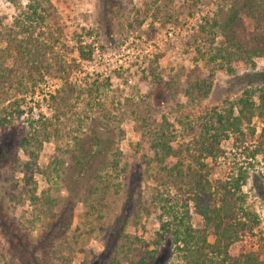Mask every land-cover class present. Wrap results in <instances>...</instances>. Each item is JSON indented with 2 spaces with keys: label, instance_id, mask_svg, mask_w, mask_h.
Here are the masks:
<instances>
[{
  "label": "rangeland",
  "instance_id": "rangeland-1",
  "mask_svg": "<svg viewBox=\"0 0 264 264\" xmlns=\"http://www.w3.org/2000/svg\"><path fill=\"white\" fill-rule=\"evenodd\" d=\"M227 2L0 0V47L8 38L20 42L24 28L33 27L41 38L51 30L57 42L42 78L17 76L0 92V208L21 239L34 243L75 187L69 228L48 264H139L146 249L160 253L172 239L170 213L191 211L192 203L163 184L148 161L149 139L163 129L173 144L190 141L219 126V114L230 108L237 116L241 98L257 108L242 119L248 150L234 134L221 139L224 153L209 178H240L243 205L257 218L242 244L264 258V152H252L264 148V57L245 63L215 57L221 36L212 22ZM198 9L203 23L190 31L188 18ZM94 130L112 163L113 186L101 198L88 194L101 183L75 181V161L89 149ZM119 228L124 237L117 251L104 255ZM180 255L172 249L163 264H182ZM0 264H21L1 225Z\"/></svg>",
  "mask_w": 264,
  "mask_h": 264
},
{
  "label": "trees",
  "instance_id": "trees-1",
  "mask_svg": "<svg viewBox=\"0 0 264 264\" xmlns=\"http://www.w3.org/2000/svg\"><path fill=\"white\" fill-rule=\"evenodd\" d=\"M35 12L32 9L27 16L30 23L36 20L33 16ZM37 19L45 21L43 17ZM212 26L217 27L221 36L220 45L215 51L216 58L230 63H245L255 57H264V0H228ZM23 34L25 36L20 42L15 44L12 38H8L9 44L0 47V92L6 86H11L17 76L27 75L32 80V74L38 73V78H42L41 69L51 64L55 54L57 42L51 30L44 33V38L36 34L34 27L24 28ZM90 52L83 51L82 58H87ZM57 64L59 67L62 65L60 61ZM63 72L68 74L64 67ZM35 83L32 81V86ZM68 90L71 93L70 85ZM52 98L56 99V96ZM239 105L237 116L233 113V107L230 108L226 113L219 114V126L206 127L204 133L190 141L173 144V134L163 129L149 139L148 161L154 163L162 174L163 184L173 186L185 200L192 203V209L170 213L171 242L167 241L160 253L158 249H146L147 256L140 258L139 264H163L171 256L172 249L181 253L182 264H264V258L257 250L242 244L247 233H251L256 226L257 218L243 205L240 178L229 176L215 181L209 178L216 159L224 153L219 145L221 139L234 134L237 145L243 147L242 151L248 150L243 146L246 137L241 127L242 119L246 118L247 112L249 115L255 114L257 108L245 98L239 99ZM93 132L89 149H85L82 159L75 161L79 171L75 181L79 185L83 177L86 178L85 182L95 180L101 183L93 188V192L91 189L88 191V194L100 192L101 198L113 186L109 172L112 163L105 159L107 149L104 148L106 144L101 133L98 130ZM261 151L264 152V148L260 144L252 152ZM68 192L64 204L57 212L51 213L34 243L21 239L15 223L0 208L2 232L16 249L21 264H48L56 253L57 242L69 228L75 187L69 188ZM195 216L199 219L196 220ZM167 230H170L169 225ZM121 236L124 237L122 229H116L108 245L111 251L106 249L104 255L117 249ZM59 245L61 247L63 244Z\"/></svg>",
  "mask_w": 264,
  "mask_h": 264
},
{
  "label": "built area",
  "instance_id": "built-area-1",
  "mask_svg": "<svg viewBox=\"0 0 264 264\" xmlns=\"http://www.w3.org/2000/svg\"><path fill=\"white\" fill-rule=\"evenodd\" d=\"M204 17H205V13L202 10H200V9L196 10L193 13V16L190 17V19L188 18L189 23L187 24V26L189 27V30L191 31V29H196L199 25H201L203 23ZM92 51L98 53V47L95 45V47H94V49ZM126 52L128 53L129 49H127ZM137 54H138L139 60H141L142 59V55H140L139 51H138ZM117 62H119V64L122 65V66L125 65V64H123L124 62H123V59H121V58L117 59Z\"/></svg>",
  "mask_w": 264,
  "mask_h": 264
}]
</instances>
